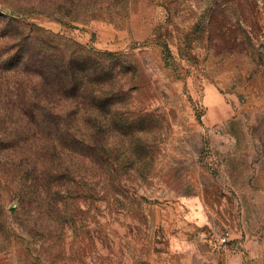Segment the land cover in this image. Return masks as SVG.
Returning a JSON list of instances; mask_svg holds the SVG:
<instances>
[{
    "label": "rangeland",
    "instance_id": "1",
    "mask_svg": "<svg viewBox=\"0 0 264 264\" xmlns=\"http://www.w3.org/2000/svg\"><path fill=\"white\" fill-rule=\"evenodd\" d=\"M46 3L0 12L128 72L88 150L0 127V264H264V0H119L86 22Z\"/></svg>",
    "mask_w": 264,
    "mask_h": 264
},
{
    "label": "trees",
    "instance_id": "2",
    "mask_svg": "<svg viewBox=\"0 0 264 264\" xmlns=\"http://www.w3.org/2000/svg\"><path fill=\"white\" fill-rule=\"evenodd\" d=\"M45 1L52 18L86 22L91 18L73 13L112 12L119 0ZM121 56L0 12V127L20 122L26 129L18 136L31 135L52 157L75 154L67 145L92 148L91 129L98 124L103 131L110 109L121 103L117 75L128 72ZM116 121L127 124L119 114ZM9 128L2 142H10ZM82 129L87 134L80 135Z\"/></svg>",
    "mask_w": 264,
    "mask_h": 264
},
{
    "label": "built area",
    "instance_id": "3",
    "mask_svg": "<svg viewBox=\"0 0 264 264\" xmlns=\"http://www.w3.org/2000/svg\"><path fill=\"white\" fill-rule=\"evenodd\" d=\"M230 236L229 232L222 234L219 239L220 245H227L230 242Z\"/></svg>",
    "mask_w": 264,
    "mask_h": 264
}]
</instances>
